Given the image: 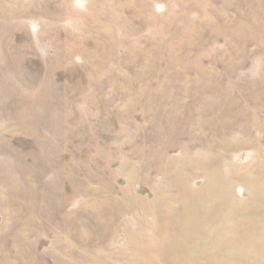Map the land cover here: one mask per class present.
I'll use <instances>...</instances> for the list:
<instances>
[{
  "label": "rangeland",
  "instance_id": "1",
  "mask_svg": "<svg viewBox=\"0 0 264 264\" xmlns=\"http://www.w3.org/2000/svg\"><path fill=\"white\" fill-rule=\"evenodd\" d=\"M0 264H264V0H0Z\"/></svg>",
  "mask_w": 264,
  "mask_h": 264
}]
</instances>
